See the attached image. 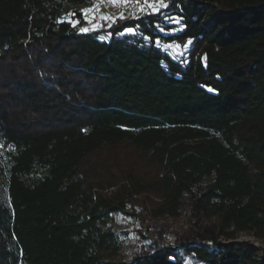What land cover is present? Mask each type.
Here are the masks:
<instances>
[{
    "label": "trees",
    "instance_id": "trees-1",
    "mask_svg": "<svg viewBox=\"0 0 264 264\" xmlns=\"http://www.w3.org/2000/svg\"><path fill=\"white\" fill-rule=\"evenodd\" d=\"M92 1L0 0V264H264V0ZM116 213L190 228L108 262Z\"/></svg>",
    "mask_w": 264,
    "mask_h": 264
},
{
    "label": "rangeland",
    "instance_id": "rangeland-1",
    "mask_svg": "<svg viewBox=\"0 0 264 264\" xmlns=\"http://www.w3.org/2000/svg\"><path fill=\"white\" fill-rule=\"evenodd\" d=\"M149 4H153L156 7L159 5L157 0H147V3L146 0H115V2H113V0H93L91 4L83 5L81 7V9H93L92 12L88 13L87 17L84 15L86 23L83 28L95 30L102 27L103 24L113 21L102 20V16H111L114 18L121 16H123V18L129 16H140L152 9L148 6ZM168 49L174 54L182 51L180 49H176L175 47ZM141 198V196L138 198L139 202H141ZM140 206L143 207V205H139V208ZM187 211L188 206L186 205L185 213H187ZM135 212H137V210ZM108 223L115 230L124 231L126 236L124 237L125 239L120 252L118 254L108 256L106 258V261L108 262L129 261L134 258L142 248H146V246L148 247L151 244V239L148 238L152 237L153 240L154 238L160 237L159 242L166 244L176 241V236L186 235L188 233V229L190 228L188 215H184L178 219H159L154 225L156 227L155 229L153 228L154 226H147L146 222H141L135 215L121 213L114 214ZM224 241L245 242L257 245L259 248H264V241L258 239L251 232H241L235 238Z\"/></svg>",
    "mask_w": 264,
    "mask_h": 264
},
{
    "label": "snow or ice",
    "instance_id": "snow-or-ice-1",
    "mask_svg": "<svg viewBox=\"0 0 264 264\" xmlns=\"http://www.w3.org/2000/svg\"><path fill=\"white\" fill-rule=\"evenodd\" d=\"M113 2H115V0H113ZM157 2L159 3L160 7H167V4H164V3L162 2V0H157ZM146 3H147V0H146ZM148 6H149L150 8H152V11H154V12H155V11H159V8L156 7V6L153 5V4H149ZM80 11H81V13H83V14L87 17L88 13L92 12L93 9H81ZM68 15H69V16H74L75 13H69ZM120 18L123 19V16H121ZM165 18H166V19H172L171 17H165ZM93 19H94V17H93ZM101 19H102V20H114L115 18H114V17H111V16H102ZM69 22L72 23L74 26H75L76 24L79 23L78 20H69ZM174 22L179 23V19H176ZM80 30H81L82 32H87V31H89V29H87V28H81ZM161 30H163V29H161ZM126 32H128V33H132V34H135V29L128 28V29H126ZM109 35H110V34H109ZM101 39H104V37H101ZM188 43H191V41H189ZM166 47H168V48H173V47H175L176 49H180V45H166ZM184 47L186 48L187 45H185ZM177 55H183V51H179V52L177 53ZM209 91H211V89H209Z\"/></svg>",
    "mask_w": 264,
    "mask_h": 264
},
{
    "label": "built area",
    "instance_id": "built-area-1",
    "mask_svg": "<svg viewBox=\"0 0 264 264\" xmlns=\"http://www.w3.org/2000/svg\"><path fill=\"white\" fill-rule=\"evenodd\" d=\"M254 246H257V245H254Z\"/></svg>",
    "mask_w": 264,
    "mask_h": 264
}]
</instances>
